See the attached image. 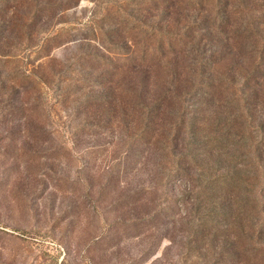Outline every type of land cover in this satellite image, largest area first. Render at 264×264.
<instances>
[{"label": "rangeland", "instance_id": "obj_1", "mask_svg": "<svg viewBox=\"0 0 264 264\" xmlns=\"http://www.w3.org/2000/svg\"><path fill=\"white\" fill-rule=\"evenodd\" d=\"M252 1L202 13L72 0L28 25L35 1L21 0L8 28L0 11V264H230L243 223L230 229V172L264 247V0ZM186 23L214 73L210 101L193 56L152 64Z\"/></svg>", "mask_w": 264, "mask_h": 264}, {"label": "trees", "instance_id": "obj_2", "mask_svg": "<svg viewBox=\"0 0 264 264\" xmlns=\"http://www.w3.org/2000/svg\"><path fill=\"white\" fill-rule=\"evenodd\" d=\"M20 1L21 0H0V11L2 10L1 13L3 16L2 24L4 22V25L7 28L12 27L14 24L21 27L23 23L20 21L13 20L15 19L14 15H16V13L20 10V6H21ZM34 1H35V6L31 9V11H28L26 15L24 16V18L26 19L27 17L29 21L28 25L31 24L30 23L31 20H35V18L36 20L40 19L36 17L38 15V12L41 14V18L43 16L49 17L52 12L55 13L58 10L61 11L63 9L69 8L71 6L70 4H72V0H34ZM156 1L157 0H150L151 3H155ZM166 1L170 2V0H166ZM222 1L223 0H214V6H215L214 8H216L217 11L219 10L218 8H220L221 6ZM254 1L255 0H253L252 3ZM184 2L190 7L192 4H195V5L201 4V6L199 7V10L202 11V13L207 12L203 9L205 6L210 7V5L208 4L209 0H184ZM243 2L244 0H238L240 7H242L241 5ZM8 3H10L9 6H8ZM29 3L31 4V1H29ZM225 3L227 4V2ZM169 6H173V5L171 4ZM237 10L238 11H234L233 13L239 12V16H241V9L237 8ZM18 13L23 14L22 10L19 11ZM233 13L229 12V16H231ZM222 16L225 17V14L223 13ZM241 23H242V27L238 28L237 30L238 34H241L244 31V29L247 27L246 25L249 24L248 22L243 23V21H241ZM188 25L189 24L186 23V25H184L185 28L183 27L184 32H185L184 34L180 32L179 34L176 35L175 33L170 34L169 32L166 31L168 36L160 37V39H162L161 40L162 44H159L157 48L153 49L151 53L153 56L157 58L155 62H152V64L154 66H162V64L166 66H172V63H174L175 60L179 61L180 58H182V62L186 63V61L184 60V57L192 58L193 56V59H191L192 62L189 59L190 63H186L189 67L190 65L194 66L196 70V75H195L196 77L194 78L192 86H194L193 88H196L195 92H197L198 82H201L199 84H202V82L206 80L207 83L206 84L203 83L204 85L201 86V89L205 91H201L202 93H198V94H200L203 98H207L210 101L211 99L213 100L211 91L215 89V87L217 86L215 83L214 76H213L214 73L212 74L211 65L210 66L207 65V71H204L205 65L203 64V62L201 60H196L197 46L195 45V40L193 37V33L195 31H193V28ZM238 26H240V24ZM230 27H231V23L227 22V24H225L222 28L228 29ZM200 30H205V28L202 27ZM152 34L153 33H151V35ZM223 35L227 36L228 34H223ZM175 50L179 51L178 56L177 54L174 55ZM169 54L174 56L175 60H173L172 63L170 60L167 59V56H169ZM213 54H215V52L210 51V55L212 56ZM203 75L206 76L205 79H200V77H202ZM165 91L166 93H164L163 96H161V98L164 97L163 100L168 96L167 93L168 94L170 93L168 88L165 89ZM161 103H162V100L161 102H159V104ZM198 145H199L198 146L199 148L209 146L207 145V141H200ZM236 177L237 176L234 173L230 172V173H225V176L223 177L225 179H219V180H224L227 182L224 185H222L224 186L222 187L223 188L222 191L224 192V195L226 197L225 199L226 207L230 208V213H228L227 215L228 221H231L230 229L232 228L233 230V228L237 226V224L234 223L237 219H239L240 221L243 220V223H241V225L239 226L240 228L239 234L238 235L232 234L228 238L229 242H231V244L235 246V249H234L235 251H230L231 252L230 253L231 255H229L230 264H262L260 263L261 260L259 259V257L261 256L260 254L264 252V247H261L258 244V241H257L258 238L257 239L253 238L254 232L255 231L259 232L260 229L257 226L256 220H255V223H252V221H250L247 224L244 221V220H248L246 218V215L247 216L250 215V211L248 208H249L251 199L250 197H248L247 193H245L246 199L240 200L238 198V195H237L238 191L236 190H238L239 187H237L238 180ZM251 210H253V206L251 207ZM260 233L262 232L260 231Z\"/></svg>", "mask_w": 264, "mask_h": 264}]
</instances>
